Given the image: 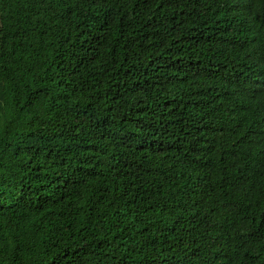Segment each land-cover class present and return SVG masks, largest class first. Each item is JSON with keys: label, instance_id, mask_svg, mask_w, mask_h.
I'll use <instances>...</instances> for the list:
<instances>
[{"label": "trees", "instance_id": "16d2710c", "mask_svg": "<svg viewBox=\"0 0 264 264\" xmlns=\"http://www.w3.org/2000/svg\"><path fill=\"white\" fill-rule=\"evenodd\" d=\"M0 264H264V0H0Z\"/></svg>", "mask_w": 264, "mask_h": 264}]
</instances>
